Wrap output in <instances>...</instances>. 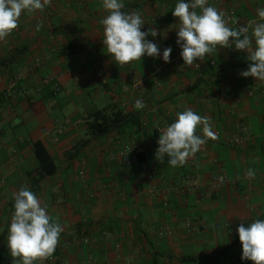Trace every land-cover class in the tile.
<instances>
[{"label": "crops", "instance_id": "crops-1", "mask_svg": "<svg viewBox=\"0 0 264 264\" xmlns=\"http://www.w3.org/2000/svg\"><path fill=\"white\" fill-rule=\"evenodd\" d=\"M177 2L122 0L126 12L141 14L142 31H157L146 39L160 49L159 57L123 66L103 44V0H51L43 11L22 13L0 41V264H14L7 244L13 194L34 179L35 195L64 235L44 264H253L241 259L237 229L264 214V82L240 75L249 61L234 46L196 61L199 68L184 67ZM208 3L234 12L230 27L258 21L264 8V0ZM112 107L137 123L68 160L85 139L87 114ZM186 108L209 117L218 139L172 167L167 156L156 159L159 135ZM241 135L243 147L228 143ZM126 146L142 149L143 162L126 165ZM44 156L56 172L40 177Z\"/></svg>", "mask_w": 264, "mask_h": 264}, {"label": "clouds", "instance_id": "clouds-1", "mask_svg": "<svg viewBox=\"0 0 264 264\" xmlns=\"http://www.w3.org/2000/svg\"><path fill=\"white\" fill-rule=\"evenodd\" d=\"M51 0H0V41L10 36L19 26L24 12L43 11ZM122 0H103L107 15L100 21L103 26V44L107 53L121 66L141 61L145 55L159 57L156 43L146 39L158 33L145 25L138 11H123ZM179 20L176 43L182 49L180 56L184 67H200L196 61H204L206 55L220 48H231L247 53L248 69L240 73L264 82V8L257 11L258 21L247 25L230 27L226 13L210 5L208 0H178L172 12ZM42 24L37 25V30ZM251 29V34H249ZM171 47L163 50L162 59L170 62ZM134 107L143 110L146 104L137 99ZM175 122L161 129L156 150V159L165 156L172 167L183 166L188 159L201 150L209 139L218 136L212 130L209 117L201 116L191 108L178 112ZM201 128L203 136L197 134ZM249 179L255 178V170L246 172ZM14 212L8 228L7 244L14 264H44L58 246L62 228L50 223L51 217L41 206L37 196L22 186L13 194ZM242 245V260L264 264V219H256L247 226L241 223L237 229Z\"/></svg>", "mask_w": 264, "mask_h": 264}, {"label": "trees", "instance_id": "trees-1", "mask_svg": "<svg viewBox=\"0 0 264 264\" xmlns=\"http://www.w3.org/2000/svg\"><path fill=\"white\" fill-rule=\"evenodd\" d=\"M124 11H126V9H124ZM69 52H71L70 48H66L61 51L62 54H67ZM136 123L137 120L135 119V117L123 113V111L115 107H112L110 109L92 111L91 113L87 114L84 120V124L86 127L85 139L78 142L69 152L66 153L65 156L68 160H72L76 158L79 152L84 149V147L88 146L91 142L113 132L119 133L125 126L133 125ZM43 158L45 162L41 165V169L38 170L37 173L40 177L53 175L56 172V168L54 167V165H52L51 161L46 159L45 156ZM134 159L137 163H142L144 160L143 156L138 154ZM39 181L40 179L32 180L30 187L28 188L34 194L38 189ZM11 206L14 208V201L11 203ZM50 223L57 224L56 222L51 221ZM61 238H64V235L62 233L60 234V239Z\"/></svg>", "mask_w": 264, "mask_h": 264}, {"label": "built area", "instance_id": "built-area-1", "mask_svg": "<svg viewBox=\"0 0 264 264\" xmlns=\"http://www.w3.org/2000/svg\"><path fill=\"white\" fill-rule=\"evenodd\" d=\"M234 12L231 11L227 14L226 18L228 19L229 21V25L232 24L234 22ZM247 140L246 137H243V135L241 136H236L234 138H231L228 143L231 145V146H234L235 148H240V147H243L244 146V143L245 141ZM142 155V156H145V152L142 150V149H139V148H135V147H131V146H126L125 148H123L122 152H121V156H122V160L123 162L130 166L133 164V158L136 156V155ZM82 174L80 173V176ZM226 181V177L224 176H220L218 177L216 180H215V183L218 184V185H222L224 182ZM185 190L187 191H196L197 190V187H186L184 186L183 187ZM110 236V235H108ZM88 240V238H85V242Z\"/></svg>", "mask_w": 264, "mask_h": 264}]
</instances>
